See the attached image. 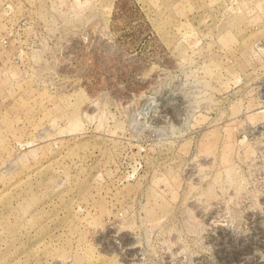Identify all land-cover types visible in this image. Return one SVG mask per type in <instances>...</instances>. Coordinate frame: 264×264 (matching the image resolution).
Here are the masks:
<instances>
[{"label": "rangeland", "instance_id": "rangeland-1", "mask_svg": "<svg viewBox=\"0 0 264 264\" xmlns=\"http://www.w3.org/2000/svg\"><path fill=\"white\" fill-rule=\"evenodd\" d=\"M0 264H264V0H0Z\"/></svg>", "mask_w": 264, "mask_h": 264}]
</instances>
